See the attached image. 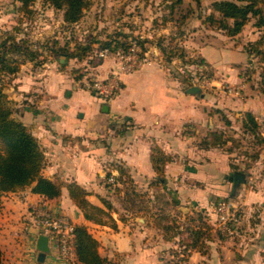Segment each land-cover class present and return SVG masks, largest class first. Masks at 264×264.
I'll use <instances>...</instances> for the list:
<instances>
[{
    "label": "crops",
    "instance_id": "1",
    "mask_svg": "<svg viewBox=\"0 0 264 264\" xmlns=\"http://www.w3.org/2000/svg\"><path fill=\"white\" fill-rule=\"evenodd\" d=\"M203 38L184 41L185 58L203 60L198 83L188 80L197 74L190 62L185 67L166 63L161 48L163 57L157 51L134 71L119 72V89L110 102L88 90L82 79L86 75L105 78L116 71V55L99 58L95 64L62 57L60 69L56 61H48L30 72L24 73L23 67L17 72L12 98L19 109L13 117L38 140L45 158L42 175L76 182L96 205L105 207L104 200L111 203L117 227L86 220L66 187L55 198L34 193L33 185L5 192L0 209L2 264H68L59 257L57 242L50 235L51 251L43 262L37 260L40 230L30 227L37 207L86 225L100 243V254L115 264H174L180 253L186 254V264H264L262 174L235 168L223 146L202 144L222 126L224 116L218 110L240 106L259 121L264 104L234 101L239 91L226 83L237 82L234 70L245 61L243 48L231 46L226 34L212 30ZM69 63L88 72L75 76ZM209 67L221 73L228 68L225 79L211 80L204 74ZM203 78L208 83L203 84ZM211 84L218 87L215 92L220 91V97H230L213 101V94L206 91ZM191 86H198L200 92L189 93ZM153 153L165 156L160 173L154 169ZM236 172L243 173L244 180L234 189ZM221 199L233 200L241 210L230 236L214 228L213 210ZM167 211L183 223L190 218L196 224L190 221L187 229L183 223L175 231L164 229L161 220ZM197 233L201 236L195 242Z\"/></svg>",
    "mask_w": 264,
    "mask_h": 264
},
{
    "label": "rangeland",
    "instance_id": "2",
    "mask_svg": "<svg viewBox=\"0 0 264 264\" xmlns=\"http://www.w3.org/2000/svg\"><path fill=\"white\" fill-rule=\"evenodd\" d=\"M176 1L88 0L89 5L78 26L76 23L68 24L64 22L63 10L55 8L45 0L35 1L25 11L21 10V3L18 0H0V51L3 49L1 45L5 40L8 39V44L12 42L9 39L10 36L15 37L16 41H26L25 45L36 49L39 53L37 57L34 60H26L24 62L25 66H20L19 71L23 67L25 73L30 72V69L35 66H41L48 61H56L59 68V60L62 57V59L69 61L68 58L61 54H47L48 50H50L49 48L54 45V41L58 42L57 47L67 42L72 47L77 42L86 44L94 41L92 44L93 49L82 60L89 64H95L100 58L98 55L100 42L106 41L117 32H122L130 36L129 39L133 38L131 45L141 46L142 56L144 57H151L157 51L163 57L160 51L161 47L173 49L177 52V57L169 62L167 61L168 58L164 57L163 59L167 61L166 63L171 64L173 61L172 63L175 66L185 67L190 62L195 67L193 72L197 73L195 76L192 75V78L201 80L203 75L200 74L198 69V66H201L199 58L184 57L183 59L180 56V51L182 50L186 54L184 41H204L203 37L210 30L223 35H225V32L210 24L202 23V21L200 23V20L208 15V8L214 0H201L199 4H197L196 0H182L179 4ZM257 19L258 17L252 16L241 33L235 37L228 36L227 42L230 39L233 42L231 46L243 48L246 57L245 61L237 64L236 70H234L233 81L237 82L226 81V83L236 87L239 91V94H234L238 96L234 97V99L232 98L234 101L240 99V103H246L253 100L255 104L258 103L257 105L263 107L264 45L259 48V51L255 50L254 47H256L255 42L264 36V25L256 26ZM7 57L18 58V60H23L24 58L22 53L14 51H9ZM71 64L69 63V67L72 72H76L74 73L75 76L80 75V71L86 72L83 67ZM227 69L225 68V70ZM225 70L223 71L225 72ZM224 72L221 73L220 69L215 71L214 68L209 67L204 74H207L211 80L220 81L225 79ZM16 75L17 73L0 77V88L6 95L1 98L2 102L4 105L9 106L13 116L19 109L14 106L15 101L12 98L15 96L12 87L14 86ZM215 89H218V87L215 84H211L206 91L213 94L212 98L216 103L230 97L226 95L220 97V91L217 90L218 92H215ZM224 103L227 102L224 101ZM225 109H227L226 112L223 110L217 111L220 112V117H224L221 119L222 126L216 128L218 132L221 131L222 133L225 141L223 145L225 152L230 156L235 168H240L246 174H250V170H252V174H262L259 179L264 182V142L262 140V137H264V116H260L259 121L255 118L258 126L255 127L254 132L253 124L250 120L247 121V112L241 110L240 106L235 108L227 107ZM122 189L125 190V186ZM119 197H123L120 199V202L123 203L125 201L124 194ZM136 199V204L140 205V197L136 196ZM190 221L192 222V219L187 218L186 223H183L179 218L172 217L171 213L167 211L163 212L161 223L164 229H173L175 231L180 229L181 223H183V229H187V224H191ZM192 223L196 224V222Z\"/></svg>",
    "mask_w": 264,
    "mask_h": 264
},
{
    "label": "trees",
    "instance_id": "3",
    "mask_svg": "<svg viewBox=\"0 0 264 264\" xmlns=\"http://www.w3.org/2000/svg\"><path fill=\"white\" fill-rule=\"evenodd\" d=\"M21 3V10H28L31 4L37 0H18ZM57 9L63 10V20L68 24H75L84 15L89 3L88 0H45ZM197 4L201 0H196ZM177 0L176 3H181ZM175 4V3H174ZM174 6V5H173ZM264 0H214L210 4L208 15L202 18V23L210 24L225 32L227 36L235 37L243 30L252 16L258 17L256 26L264 25ZM126 33L117 32L109 37L106 41H101L99 48H109L111 51H117L122 47L128 49L133 41L129 39ZM11 43L5 40L0 51V77L2 75L16 74L20 66L26 60H34L39 54L36 49L25 45L26 41H16L15 37L10 36ZM132 40V41H131ZM140 42V41H138ZM90 41L86 44L74 43L71 45L67 42L57 47L58 42L50 47L47 54H61L65 58L82 60L89 55L93 49ZM255 50L264 45V36L255 42ZM164 57L168 62L177 57V52L168 47H161ZM9 51L22 53L23 60L12 59L7 57ZM181 58L184 59L185 53L180 51ZM179 56V55H178ZM201 64L203 60L199 58ZM193 62V61H192ZM6 96L0 88V209L2 207V195L5 192L16 191L33 185L34 193L43 195L47 198L60 196L62 187H66L70 198L81 209L86 220L101 224L109 225L116 228V220L112 215V205L104 200L105 207L92 203L88 199L89 192L76 182L64 183L54 181L42 175L41 171L44 166V153L37 138L29 131L27 126L19 119L13 117L12 110L2 102V97ZM247 121L253 124V131L258 126L257 121L252 113L247 112ZM246 121V122H247ZM249 124V123H246ZM264 142V137H262ZM224 140L221 132L213 131L210 133V139L205 140L202 144L206 146H223ZM154 163V169L157 173L162 171V164L165 156L155 153L151 156ZM124 171L120 170V175ZM110 177V176H109ZM117 180L119 177L116 178ZM121 219H124L121 216ZM75 254L78 262L82 264H115L102 256L99 251L100 243L89 231L84 224H75ZM200 234L195 235V242L200 238ZM3 252L0 248V264H2Z\"/></svg>",
    "mask_w": 264,
    "mask_h": 264
},
{
    "label": "built area",
    "instance_id": "4",
    "mask_svg": "<svg viewBox=\"0 0 264 264\" xmlns=\"http://www.w3.org/2000/svg\"><path fill=\"white\" fill-rule=\"evenodd\" d=\"M141 46L131 45L128 49L122 47L117 51H111L109 48H100L98 53L100 58L109 55H116L119 59L117 70L111 72L105 78H97L94 76H83V83L86 88L94 92L98 97L106 102H110L116 96L119 89V72L126 73L137 69L144 62L148 61V56H142ZM181 73H184L183 68H179ZM191 83L196 82L189 76ZM202 83H208L206 78L202 79ZM113 181V178H111ZM216 214L215 229L221 230L224 235L230 236L233 234L235 223L238 221L241 214L240 207L229 199L219 200L213 210ZM30 227L40 230V233H45L57 242L59 249V257L68 264L77 262L75 254V223L65 214L52 211L43 207H37L33 210ZM185 253H180L174 259V264H186Z\"/></svg>",
    "mask_w": 264,
    "mask_h": 264
},
{
    "label": "water",
    "instance_id": "5",
    "mask_svg": "<svg viewBox=\"0 0 264 264\" xmlns=\"http://www.w3.org/2000/svg\"><path fill=\"white\" fill-rule=\"evenodd\" d=\"M188 92L197 94L200 92V88L198 86H191L188 89ZM232 179L234 180V189H236L237 186L243 182L244 175L241 172H236L234 174V177H232ZM36 249L38 250L37 260L39 262H43L46 254L51 251L48 234H45V233L39 234V236L37 237V240H36Z\"/></svg>",
    "mask_w": 264,
    "mask_h": 264
}]
</instances>
